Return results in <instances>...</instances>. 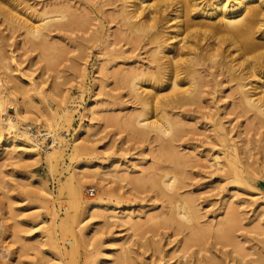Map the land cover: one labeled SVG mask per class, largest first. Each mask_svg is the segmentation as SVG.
Instances as JSON below:
<instances>
[{"label": "rangeland", "instance_id": "obj_1", "mask_svg": "<svg viewBox=\"0 0 264 264\" xmlns=\"http://www.w3.org/2000/svg\"><path fill=\"white\" fill-rule=\"evenodd\" d=\"M122 2L24 0L18 8L33 18L54 8L83 19L35 37L0 13V84L7 95L1 117L13 116L15 102L30 118L44 112L57 119L66 108L55 131L60 151L51 161V138L35 136L40 117L20 121L37 142L35 154L23 144L5 152L8 130L0 123V264H86L100 250L113 263L123 249L131 257L123 264H264V117L241 111L237 87L217 57L198 66L203 85L195 99L167 107V117L180 123L174 132L133 122L141 106L121 77L151 69L152 45L145 34L133 41V33L122 32L115 17ZM263 31L264 24L254 28L264 43ZM258 53L246 81L264 71ZM89 101L94 110L86 113ZM224 145L237 153L241 181L214 160ZM170 177L174 186L164 187L161 180ZM76 178L81 200L99 194L107 209L84 214L71 196Z\"/></svg>", "mask_w": 264, "mask_h": 264}, {"label": "bare ground", "instance_id": "obj_2", "mask_svg": "<svg viewBox=\"0 0 264 264\" xmlns=\"http://www.w3.org/2000/svg\"><path fill=\"white\" fill-rule=\"evenodd\" d=\"M23 1L0 0V13L6 19H13L14 23L24 26L27 32L34 37L41 34V30L46 27H63L70 23H76L79 26L84 24L79 15L65 9L52 8L49 11L43 9L40 14H31L34 16L33 18L18 8ZM8 9L12 10L14 15H10ZM192 10L195 11L194 16L190 14ZM64 16H67V19L60 21ZM115 17L122 32L134 34V36H130V40L136 41L140 35L145 34L147 37L143 39L144 43L152 45L151 69L148 66L145 68L146 70L141 68L138 69L139 71H135L137 69L135 68L130 70L133 72L126 79L121 77L122 82L128 83L130 91L141 106L142 111L135 115L133 122L149 127L156 132H174L180 123L176 126L167 117L165 112L167 107L192 102L203 85L202 77L198 75V66L203 65L205 60L214 61L217 57L220 58L219 64L224 67L226 79L234 81L237 87V105L241 111H252L264 117V80L262 82L258 80L264 76V71H257V80L246 81V78L253 76V70L257 67L253 61L255 52L258 51L259 55H264V52L259 51L264 48V43L254 35L255 26L264 24V0H123ZM213 17L217 18V22L211 21L210 18ZM168 22L171 24L168 25ZM261 35V39H264V31L261 32ZM247 85L249 86L246 87ZM162 86H166L167 92L159 94L157 88ZM6 97L7 95L3 92L0 84V108ZM93 102L85 103L86 113L94 110ZM13 107L12 117L7 115L2 118L0 115V123L4 122L3 125L8 130V136L4 139L5 152L11 146L23 144L35 154L37 142L27 133L26 129L29 126L20 127V123H22L20 121L34 122L40 117L39 125L42 128H37L34 132L37 134L35 136L41 139L51 138L53 143L50 144V147L52 150L48 151L46 155L47 160L51 161V158L55 157V153L60 151L59 142L62 139L56 135L55 131L59 127V119L65 116L66 108L61 111L57 120L54 113L46 114L44 112L30 118L26 116V111L20 109L17 102ZM148 109L151 114L148 113ZM36 113L38 114V112ZM146 113L150 116H146ZM133 122L130 123L133 124ZM221 152H223V157L214 156L215 162L218 165L222 162L234 180L244 179V170L234 148L224 145ZM170 156L176 162L180 159L173 151L170 152ZM220 158L222 161L219 160ZM84 167L89 166L87 164ZM81 171V176H84L86 172ZM166 178L164 181L161 180L162 185L167 188L173 187L174 178ZM70 180L72 182V179ZM74 180L73 182L76 183H72L73 185L70 186L71 196L84 214L107 209L108 203L100 199L99 194L94 199L82 201L80 189L82 180L81 178ZM187 209L190 211V208ZM11 216L10 208L5 207L3 218L9 220ZM119 238L111 237L112 240ZM87 245L89 246L91 243L88 241ZM124 250H120L119 257L113 252V256H115L113 258L118 260L115 264H123L127 262V258L131 259ZM108 253V250H100L97 257H92L90 253L86 264H114L115 259L112 263ZM58 264L77 263L61 261Z\"/></svg>", "mask_w": 264, "mask_h": 264}, {"label": "built area", "instance_id": "obj_3", "mask_svg": "<svg viewBox=\"0 0 264 264\" xmlns=\"http://www.w3.org/2000/svg\"><path fill=\"white\" fill-rule=\"evenodd\" d=\"M93 192H94V190L91 189V188H89V189L87 190V194H88L89 196L93 195Z\"/></svg>", "mask_w": 264, "mask_h": 264}]
</instances>
